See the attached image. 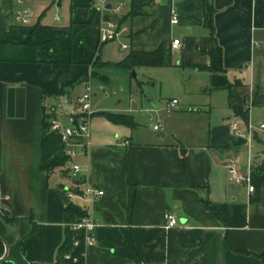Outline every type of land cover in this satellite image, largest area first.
Wrapping results in <instances>:
<instances>
[{
	"label": "crops",
	"instance_id": "0c3cea01",
	"mask_svg": "<svg viewBox=\"0 0 264 264\" xmlns=\"http://www.w3.org/2000/svg\"><path fill=\"white\" fill-rule=\"evenodd\" d=\"M134 1L142 6L131 16ZM207 1L226 75L242 82L232 94L246 117L230 106L229 90L210 89L211 30L203 0H177V24L171 1L131 0L112 16L129 27L121 42L137 51L165 44L167 65L152 68L170 69L187 82L180 97L163 90L161 106L166 111L173 98L180 105L161 114L160 127L148 135L138 124L104 114H129L138 123L135 111H94L90 144L74 158L81 170L73 176L69 163L67 174L41 169L44 115L75 100L94 78L107 79L94 61L101 60V19L111 15L92 0H62L61 18L50 24L46 0H29L37 17L22 26L14 20L15 0H0V264H56L66 226L61 187L81 195L73 203L98 223L85 264H264V0ZM38 21L51 28L33 37L37 46L24 45ZM173 38H180L175 50ZM61 89L64 95L55 94ZM233 123L242 129L251 124L253 139L236 135ZM233 163L250 172L253 192L230 181ZM90 185L104 195L82 196ZM168 212L179 221L169 229Z\"/></svg>",
	"mask_w": 264,
	"mask_h": 264
},
{
	"label": "built area",
	"instance_id": "2783aa9c",
	"mask_svg": "<svg viewBox=\"0 0 264 264\" xmlns=\"http://www.w3.org/2000/svg\"><path fill=\"white\" fill-rule=\"evenodd\" d=\"M131 0H92L91 5L95 7L98 11L109 13L111 16L108 18L105 15L101 19V24L99 28V41L100 43H106L114 40L122 41L123 37L127 36L130 32L129 27L115 17L120 16L123 11L129 7V2ZM152 2H163L171 1L174 5L171 10V22L173 24L179 23L178 10L176 7L177 0H143ZM29 0H15V9L13 12L14 20L17 24L22 26L30 25L34 18L37 17L36 11L28 6ZM110 5V7H108ZM59 20V18H56ZM180 46V38H173L171 41L172 49H178ZM129 45L125 42H121V49L126 50ZM252 97L248 100L249 107L252 106ZM72 104L73 110L69 111V106ZM179 100L171 99L166 104V111L171 113L179 108ZM49 114V122L51 131L57 133L61 142L63 143L64 154L68 157V163L70 164V169L73 176H77L81 170V166L74 162V158L80 153H85L87 147L90 144L91 138V119L94 114L92 108V86L87 85L86 90L80 94L75 100L70 103H58L57 106H52L47 112ZM157 130L160 125L156 124L153 126ZM264 130V128H263ZM232 131L239 136H244L248 142L253 139L255 128L248 124L247 129H242L239 124H232ZM130 141L119 140L118 145L128 146ZM228 177L231 182L237 185L246 183L248 185L249 192L254 191V186L251 184V174L249 171H244L241 167L236 164H229L227 166ZM65 195L69 201L76 197H80L76 192L71 189H65ZM104 195V191L95 186H88L85 195L90 200H95L96 198ZM165 228L169 229L175 227L179 224L178 218L173 213H166L164 215ZM98 223L88 215L79 222H74L70 224L73 230H83L85 231V246H92L96 243L95 230ZM79 244V240L75 241V245ZM69 258V255H67ZM189 264V263H185Z\"/></svg>",
	"mask_w": 264,
	"mask_h": 264
},
{
	"label": "trees",
	"instance_id": "16d2710c",
	"mask_svg": "<svg viewBox=\"0 0 264 264\" xmlns=\"http://www.w3.org/2000/svg\"><path fill=\"white\" fill-rule=\"evenodd\" d=\"M55 2L57 0H54ZM142 4L138 1L132 3V11L130 15H135L138 13L139 8ZM203 10H204V24L211 30V63L206 69L211 74L210 89L219 90L227 89L230 92L229 102L232 109L243 118L246 117V110L239 108L234 103V98L232 94V89L234 86L241 85L242 82L239 80L231 81L226 75V70L223 65V48L220 45L214 32L213 23V13L214 7L207 0H203ZM123 23V20H120ZM51 28L50 26L42 25L39 21L32 27V32L29 39L24 43L28 46H37L34 42L33 37L40 32ZM101 60L97 57L94 64L99 67L101 66ZM115 65L123 67L125 69H135L137 67H160L166 66V46L162 43L156 49L152 51H137L129 50L125 57L116 62ZM95 75H98L94 72ZM64 89L55 92L57 95H64ZM107 117L116 123L133 125L137 123L133 119V116L129 114H116L106 112L104 113ZM42 158H41V169L52 173L54 171L67 174V164L68 157L64 154L63 143L61 142L60 136L51 131L49 114L44 115L43 125H42ZM264 170V167L262 168ZM63 199L65 201V233L64 239L58 248L56 256V264H85L86 263V246H85V231L83 230H73L70 227L71 223L79 222L83 218L87 217L88 211L82 208L80 205L75 204L68 200L65 195V189L60 188ZM6 220H9L5 217ZM79 240V244L75 245V241ZM5 252V241L0 237V258ZM69 255V258L67 257ZM264 260V255H261Z\"/></svg>",
	"mask_w": 264,
	"mask_h": 264
},
{
	"label": "rangeland",
	"instance_id": "374dc122",
	"mask_svg": "<svg viewBox=\"0 0 264 264\" xmlns=\"http://www.w3.org/2000/svg\"><path fill=\"white\" fill-rule=\"evenodd\" d=\"M45 4L48 11L45 22L57 23L53 20V17L57 15L61 18L62 13L57 8L56 2L46 0ZM100 44L101 48L98 53L101 61H108L109 63L102 64L97 69L102 75H106L107 79L102 81V79L94 78L91 84L93 111L103 108L135 111L136 121L138 122L137 130L147 135L155 132L153 126L159 122L158 117L166 113L162 108L163 106H161V101L167 99L162 97L164 95L162 94L163 90L167 89L169 93L180 97L182 95L180 86L183 85L184 81L187 82V79H182L179 74H175L170 69L160 70L145 66L135 69L119 67L113 62L125 56L129 50L120 48V40ZM172 59L175 60L174 52ZM133 70L136 77L133 76ZM76 92L77 87L74 93ZM72 110L73 106L70 104L69 111ZM65 179L68 180L69 178L65 177Z\"/></svg>",
	"mask_w": 264,
	"mask_h": 264
},
{
	"label": "water",
	"instance_id": "95a60500",
	"mask_svg": "<svg viewBox=\"0 0 264 264\" xmlns=\"http://www.w3.org/2000/svg\"><path fill=\"white\" fill-rule=\"evenodd\" d=\"M61 2H62V0H58V2H57V6H58V7H60ZM108 7H110V5H108ZM133 76L136 77V73H135L134 70H133Z\"/></svg>",
	"mask_w": 264,
	"mask_h": 264
}]
</instances>
